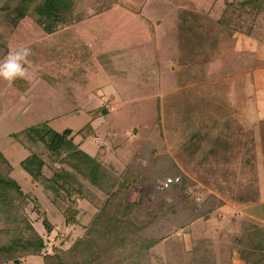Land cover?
<instances>
[{"label": "rangeland", "instance_id": "1", "mask_svg": "<svg viewBox=\"0 0 264 264\" xmlns=\"http://www.w3.org/2000/svg\"><path fill=\"white\" fill-rule=\"evenodd\" d=\"M241 1L114 0L101 13L68 19L51 34L31 16L9 33L0 60L23 46L36 49L37 57L28 58L19 86L0 79V150L14 167L11 176L30 195L27 213L49 251L68 247L83 233L104 195L81 180L87 198L76 200V222L66 223L68 200L32 181L19 165L34 152L46 161L44 174L51 175L49 150L22 133L43 121L58 131L71 128L74 142L117 174L133 159L147 163L142 156L147 151L168 155L189 178L190 197L172 208L162 199L165 211L144 230L155 237L170 231L152 247L153 263L191 264L190 228L179 226L195 221L211 254L198 264H252L239 251L249 240H264V150L259 147L264 105L257 103L264 95V4L254 15L249 5L226 6ZM182 11L188 12L186 22ZM236 13L242 27L229 41L205 20L208 37L219 34L218 48L204 60L206 48L198 47L195 36L201 28L190 30L194 18L229 22ZM52 48L57 50L53 59L38 56ZM184 76L189 77L181 81ZM157 181L158 190L166 186ZM151 189H144L147 197ZM139 191L134 186L129 196L137 199ZM210 207L203 227V210ZM44 218L52 223L50 233ZM22 264L44 263L29 256Z\"/></svg>", "mask_w": 264, "mask_h": 264}, {"label": "trees", "instance_id": "2", "mask_svg": "<svg viewBox=\"0 0 264 264\" xmlns=\"http://www.w3.org/2000/svg\"><path fill=\"white\" fill-rule=\"evenodd\" d=\"M113 1L0 0V57L7 53L9 33L26 16H31L47 34H51L68 19L81 21L99 14L110 8ZM261 3L264 4V0H243L239 5L228 2L226 6L242 9L249 5L248 13L254 15L253 12L259 9L258 5ZM187 16V11L181 12L182 22H186ZM205 20L214 24L212 30L214 28V31L221 30L225 41H229L230 35L240 30L242 20L240 13L232 17V22H227L224 17L214 20L204 18L201 21L194 18L190 30L193 32L194 28H201L195 36L198 39V47L206 48L203 59L208 60L218 48L219 33L216 32V35L211 34V37H208ZM36 55L37 51L34 49L31 58H36ZM56 55L57 50L52 48L45 52L41 51L38 56L51 60ZM44 77L51 81L49 75ZM186 77H181V81ZM14 82L18 84L17 79ZM214 97L217 98V95ZM257 103L264 105V95L258 96ZM263 127H261L262 137ZM181 129L187 130V127L183 125ZM22 133L31 142H42L50 152V176L44 174L46 161L37 153L28 154L19 161V165L32 181L40 183L45 189L68 200L65 212L66 223L76 222V200L87 198L81 180H85L100 191L104 198L98 203L96 212L84 226L81 235L77 236L68 247L52 246L49 251L43 235L33 225L27 213V207L31 202L30 195L23 191L20 184L11 176L14 167L0 150V264L8 262L22 264V260L29 256L42 257L44 264H155L151 249L168 236L170 231L155 237L147 236L144 230L165 211V208L160 206L162 199L167 198L169 202L167 205L170 204L172 208L178 207L182 201L190 197L189 188L186 186L187 182L191 181L172 163L168 155L148 156L145 151L142 156L148 160L147 163L138 164L133 159L128 169L117 174L74 142L72 129L69 127L58 131L47 121H43L25 128ZM259 147L264 150V138ZM159 179L165 181L167 187L158 190V184H161L157 181ZM138 185L140 187L138 197L132 199L129 192L132 187ZM148 187L152 188L149 197L144 192ZM160 197L161 199H158ZM211 210L212 207L203 210L201 224L209 218ZM194 222L188 221L179 228L185 226L190 228L191 264H198L201 259L207 263L211 254L208 249L206 251L204 240H208V237L202 234L199 226ZM42 223L47 233H50L52 223L46 218ZM202 226L204 227V224ZM250 243L252 241L249 240L248 247L239 251V257L246 263L258 264L263 261L264 264V254L252 251L254 246Z\"/></svg>", "mask_w": 264, "mask_h": 264}, {"label": "clouds", "instance_id": "3", "mask_svg": "<svg viewBox=\"0 0 264 264\" xmlns=\"http://www.w3.org/2000/svg\"><path fill=\"white\" fill-rule=\"evenodd\" d=\"M32 54V49L27 46L10 50L7 56L0 60V79L10 84L16 79L24 78L25 63Z\"/></svg>", "mask_w": 264, "mask_h": 264}, {"label": "crops", "instance_id": "4", "mask_svg": "<svg viewBox=\"0 0 264 264\" xmlns=\"http://www.w3.org/2000/svg\"><path fill=\"white\" fill-rule=\"evenodd\" d=\"M264 221V220H263ZM252 246V251H255V253L258 252V254H263L262 252H264V248H263V245H264V240L261 239V238H258L256 239L255 241H252V243H250ZM250 249V247H249ZM261 251V252H260ZM259 264H263V261L262 262H259Z\"/></svg>", "mask_w": 264, "mask_h": 264}]
</instances>
